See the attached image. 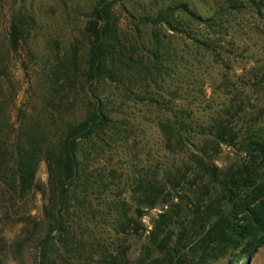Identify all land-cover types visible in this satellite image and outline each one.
Listing matches in <instances>:
<instances>
[{"label":"trees","instance_id":"trees-1","mask_svg":"<svg viewBox=\"0 0 264 264\" xmlns=\"http://www.w3.org/2000/svg\"><path fill=\"white\" fill-rule=\"evenodd\" d=\"M123 3L98 2L84 29L86 59L74 47L48 60L39 76H31L28 105L15 121L9 64L28 46L37 22L23 10L10 14L0 46V224L24 227L13 241L0 229V264H27L29 250L36 251L34 264H118L108 247L90 241L92 223L110 217L118 234H128L133 216L141 219L159 205L164 209L148 230L145 264L238 261L264 243V105L252 108L237 96L241 88L259 92L257 68L237 83L223 73L225 102L199 118L197 99L177 98L199 51L223 68L218 13L206 18L181 4L134 17L128 27L117 12ZM228 3L236 10L264 6V0ZM201 26L207 33L196 34ZM187 40L191 54L184 50ZM35 86L43 89L39 107ZM136 106L156 114L152 125L174 162L166 169L145 164L126 177L114 159L131 154L137 120L130 110ZM255 110V119L244 125ZM223 147L240 153L225 169L214 162ZM42 162L47 184L37 178ZM125 191L129 198L121 197ZM36 193L45 200L43 221L28 211ZM129 201L136 206L133 215Z\"/></svg>","mask_w":264,"mask_h":264},{"label":"rangeland","instance_id":"rangeland-1","mask_svg":"<svg viewBox=\"0 0 264 264\" xmlns=\"http://www.w3.org/2000/svg\"><path fill=\"white\" fill-rule=\"evenodd\" d=\"M99 1L101 0H0V46L6 41L11 12L18 10L29 12L37 22L28 39V46H24L18 54L14 55L9 64V74L17 90V97L11 105L13 121L19 115V110L28 105L31 76H39L47 67L48 60H52L58 52L71 53L74 47L79 49L81 58L86 59L88 42L84 36V29L91 12ZM181 4L187 5L190 10L206 18L218 13L219 23L224 32L223 36H219L221 46L218 51L223 55L226 64H222L221 69L217 68L208 57H202L204 51H199V60H193L194 65H189V67L192 66L188 71L189 77L185 78V84L179 88L180 97L177 101L187 103L188 100L197 99L193 105L197 117L203 118L213 114L219 111L225 102V95L229 93L228 90L219 87L221 75L229 73L233 81L237 83L243 78L244 80L249 79V71L256 67L261 83L259 92L246 91L241 88L237 96L243 99L242 101L249 107H262L264 105V6L259 11L252 6L242 10L233 9L228 0H124V3L117 7V12L122 16L124 25L131 27L134 17L137 19L147 17ZM203 29V26L197 27L195 33H207ZM146 32L148 28H145V34ZM184 43H186L184 50L190 49V54L195 52L190 48L191 43L188 40ZM227 63L230 65L229 68L226 66ZM202 91L205 92L204 95ZM234 93L236 94L235 89ZM32 94L39 107L42 102L43 89L35 86ZM130 112L132 115L135 114L134 118L137 120L134 138L130 142L131 154L126 157L117 156L114 163L126 172V177H132L138 167L145 164L157 167L156 169L160 167L166 169L174 162V158L166 153L162 135L152 125L156 114L150 110H144L141 106H136ZM257 112L255 110L253 113H247L244 125L254 120L256 117L254 113ZM239 159L240 153L237 149L223 147L214 162L225 169ZM37 178L44 184L48 183L45 162L40 164ZM121 186L122 189H126L123 184ZM122 196L129 198L130 194L125 191ZM119 197L117 193V199ZM129 203L130 213L133 215L136 206L131 204V201ZM44 205L43 195L36 193L31 197L28 211L35 218L43 221ZM163 209V206L159 205L154 209L144 210L141 219L133 216L134 221L130 223L131 228L128 234L121 232L118 234L114 228L116 222L110 217L105 220L99 218L95 220L87 234L92 237L91 242L98 240L100 245L108 247L110 258L115 257L118 264H145L146 236ZM23 227V224H0L2 234L9 241L15 240L21 234ZM25 258L27 264H34L36 251L29 250ZM230 261L233 264H264V243L252 249L246 258L237 261L232 257H226L221 258L215 264H229Z\"/></svg>","mask_w":264,"mask_h":264}]
</instances>
